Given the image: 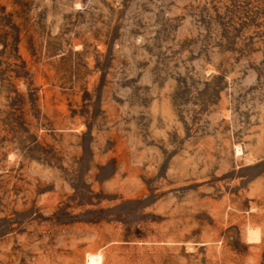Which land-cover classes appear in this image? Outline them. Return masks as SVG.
<instances>
[{
  "label": "rangeland",
  "instance_id": "374dc122",
  "mask_svg": "<svg viewBox=\"0 0 264 264\" xmlns=\"http://www.w3.org/2000/svg\"><path fill=\"white\" fill-rule=\"evenodd\" d=\"M0 264H264V0H0Z\"/></svg>",
  "mask_w": 264,
  "mask_h": 264
}]
</instances>
